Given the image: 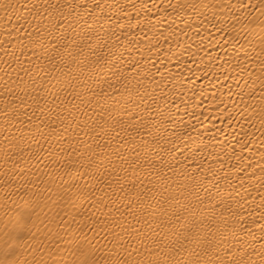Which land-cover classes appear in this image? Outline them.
Listing matches in <instances>:
<instances>
[{"label": "bare ground", "instance_id": "1", "mask_svg": "<svg viewBox=\"0 0 264 264\" xmlns=\"http://www.w3.org/2000/svg\"><path fill=\"white\" fill-rule=\"evenodd\" d=\"M0 264H264V0H0Z\"/></svg>", "mask_w": 264, "mask_h": 264}]
</instances>
